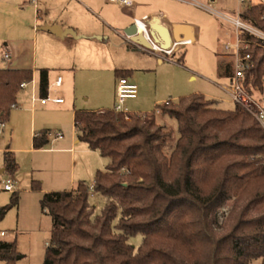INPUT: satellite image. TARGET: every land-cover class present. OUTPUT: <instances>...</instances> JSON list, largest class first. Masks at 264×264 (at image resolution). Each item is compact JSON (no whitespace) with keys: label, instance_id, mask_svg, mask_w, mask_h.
I'll list each match as a JSON object with an SVG mask.
<instances>
[{"label":"trees","instance_id":"1","mask_svg":"<svg viewBox=\"0 0 264 264\" xmlns=\"http://www.w3.org/2000/svg\"><path fill=\"white\" fill-rule=\"evenodd\" d=\"M246 8L243 20L264 32V3ZM244 38L257 42L248 51L253 67L244 86L251 96L258 90L264 105V40ZM32 81L31 70H0V123L9 121L21 85ZM48 88L49 71L41 70V97ZM157 110L177 121L173 147V132L157 123L156 112L147 124L138 114L128 113V122V114L114 110L75 112L79 141L109 161L94 181L95 195L107 202L95 216L83 182L72 191L45 193L40 205L53 227L44 264H264V129L244 107L224 110L202 94ZM5 171H18L10 153ZM32 189L42 190L37 182ZM233 198L248 203L221 236L218 213ZM18 204L14 193L0 221ZM137 235L143 239L135 249L129 239ZM18 257L16 242L0 241V261L16 264Z\"/></svg>","mask_w":264,"mask_h":264},{"label":"crops","instance_id":"2","mask_svg":"<svg viewBox=\"0 0 264 264\" xmlns=\"http://www.w3.org/2000/svg\"><path fill=\"white\" fill-rule=\"evenodd\" d=\"M170 1L188 4L178 0ZM196 1L205 4L200 0ZM132 2L133 5L126 8L109 0H0V70H31L35 84L34 88L29 85L18 93L16 108L12 109L9 121L5 123L0 133V152H4L2 160L0 159V167L3 166L0 174H7L5 153L12 154L18 164V171L13 175L9 174L15 189L17 183H25L26 188L27 183L32 187L33 183L37 182L42 190L33 191L32 189V191L37 193L36 198L41 201L45 193L72 191L81 182L92 187L96 173L103 164L109 163L108 159L103 158L99 152L90 150L87 144L79 141L75 130V112H101L109 108L114 109L117 78L128 76L133 83L140 82L141 76L138 73L144 70H115V73L121 72L122 75L115 74V83L111 88L107 86L105 88L104 84L99 86L96 107L88 106L79 99L76 76L71 79V82L66 81L63 71H73L76 66L75 53L81 43V39L76 40L72 37L76 34L72 29H89L90 20H97L90 6L102 10L110 22H102L103 28L107 31L106 34L121 36L120 34H124L135 20L142 22L148 20V27H160L166 29L169 34L178 33V40L173 41L188 39L193 45L199 41L201 27L198 24L181 21L172 12H167L164 5L162 9L157 0H132ZM117 7L121 9V12ZM62 10L68 13L66 16L69 21L68 27L63 24L61 18L58 19L57 13ZM187 46L180 45L175 48L173 54L167 56L168 61L160 56L162 53L140 49L143 53L151 55L141 54V57L152 59L158 66L163 67L166 62H170L171 56L181 53ZM5 53L10 55L8 60L3 59ZM223 56H225L224 53ZM226 58L228 57L225 56ZM177 64L182 65L181 62ZM41 70L49 71L47 96L54 99L62 98L63 103L47 102L43 105L40 102H32L34 94L36 97L37 94L40 95ZM226 70L227 66L219 71L218 77L230 85L232 73L228 75ZM53 71H57V75L51 76ZM59 77L62 78L60 87L56 86ZM138 88V98L129 99L139 100L133 107L135 114L138 115H147L145 112L153 109L152 112L159 113L158 106L165 105L168 101L178 100V97L167 93L160 95L146 89L141 91L139 86ZM202 93L209 95L206 92ZM129 100L124 105L128 113ZM108 105L111 107H106ZM160 117L165 118L158 114V118ZM43 132H46L44 137ZM56 133H61L62 138H56ZM4 135L8 136L7 142L4 140ZM35 138L41 139L44 146L39 149L35 147ZM2 142L7 143L4 150L1 147ZM22 258L23 256H20L18 261ZM0 262L5 264L3 261Z\"/></svg>","mask_w":264,"mask_h":264},{"label":"rangeland","instance_id":"3","mask_svg":"<svg viewBox=\"0 0 264 264\" xmlns=\"http://www.w3.org/2000/svg\"><path fill=\"white\" fill-rule=\"evenodd\" d=\"M157 1L161 4L162 9L164 7L167 12H172L181 21L198 24L201 27L199 41L194 45H188L181 53L171 56L170 62H166L163 67H160L154 60L141 57V54L151 55L143 53L140 49L130 45L126 41L125 34H120L121 36L106 34L107 31L102 25L103 21L110 23L106 15L102 10L90 6L98 21L96 19L90 20V28L86 30L82 28L77 30L73 27L72 31L74 30L76 34H73L72 37L76 40L81 39V43L75 53L76 66H74L73 71H63L66 81L71 82V79L76 76L79 99L88 106L96 107L99 86L103 84L105 88L106 86L107 88L114 86L115 70L143 69L144 71L138 73L141 76L140 82H134L141 88V91L146 89L160 95H162L161 93H167L178 97V100L193 94H202L208 99L218 101L221 109L233 110L236 104L231 101L230 96L224 89L229 84L227 81L219 79L218 73L226 66L229 69L228 75L234 71V60L230 57L225 59V56H223L225 45L235 43L236 31L234 27L202 8L170 0ZM200 1L231 16H236L238 9H240L237 0H217L214 3L209 0ZM261 3H264V0H248V4L252 5ZM117 9L121 12L119 7ZM246 10V6L242 7L241 14L243 15ZM67 15L68 13L65 10L57 13L58 19L61 18L66 27L69 26ZM256 43V41L251 40L250 48ZM160 56L168 61L163 54ZM181 58L183 59L181 61L182 65L177 64ZM55 74L57 75V71H53L51 76H55ZM202 92L212 94V96H207ZM252 97L255 100H260L261 94L258 90H253ZM37 98H41L39 94H37ZM86 99L88 100L86 101ZM138 102L139 100L128 101L129 113L135 114L133 107ZM106 107H111V105ZM152 111L154 109L145 112L147 115H138L142 123L147 124L149 122ZM158 114L165 118H158ZM155 115L158 118L157 123L159 125L163 126L166 131L173 132V137L168 140L170 147H173L179 137L177 121L164 116L161 111L155 113ZM125 119L131 122L129 114L125 116ZM4 140L7 142V135H4ZM6 142H2L1 147L3 150L7 146ZM3 153V151L0 152L1 160ZM107 166L108 164H103L99 171H105ZM2 169L3 166L0 167V171ZM9 177L11 176L8 173L0 174V209L11 205L14 193L19 196V204L12 207L4 219L0 221V233L4 232L6 235L1 237L0 234V241L16 242L19 257L23 256L16 264H44L47 245L51 241L52 220L42 212L40 200L36 198L37 193L32 191V187L28 186V183L26 188L25 183H17L14 193L4 191V183ZM90 202L95 208L94 215L96 216L101 213L107 200L100 195H93ZM247 203L246 200L240 201L233 198L219 211L217 219L218 224L222 227L219 232L221 236L228 234L236 226ZM142 239L141 235H137L130 238L129 243L135 249H138L142 244ZM0 264L3 263L0 262ZM252 264H261V260Z\"/></svg>","mask_w":264,"mask_h":264},{"label":"built area","instance_id":"4","mask_svg":"<svg viewBox=\"0 0 264 264\" xmlns=\"http://www.w3.org/2000/svg\"><path fill=\"white\" fill-rule=\"evenodd\" d=\"M109 1L112 3L120 4L126 8H130L133 5L132 0H109ZM178 1L191 4L198 8H202L234 27L236 31L235 43L232 45L230 44L225 45L223 50L224 55L232 58L235 62L231 83L228 87L226 88L224 87V89L230 96L231 101L235 104L244 107L264 129V105L261 102V100H255L251 95H249L244 86V80L246 74L253 67L252 57L248 52L250 48V41L244 38V35L248 34L264 40V33L259 31L249 23H246L241 16L242 15L241 9L242 7L248 5V0H237L238 4L240 5V9H238V13L236 16H231L227 13L220 12L216 9H213L209 5L202 4L196 0H178ZM216 1L217 0H210L211 3H214ZM147 21L148 20H145L144 22L135 20V23L138 26H141L144 23H147ZM126 41L130 45L139 48L143 51L162 53L166 58L167 56L172 55L174 49L177 48L178 46L189 45L192 43V41L188 39L173 41L172 47L168 50H162L159 46L153 44V49L149 50L143 46H139L135 44L134 42H132L131 38L129 37H126ZM9 58L10 55L8 53H5L4 59L8 60ZM29 85H32L33 88L35 86L34 82L32 81L31 83L22 84L21 88H26ZM61 85H62V78L59 77L56 81V86L60 87ZM138 95H139L138 86L135 83H133V81L128 76L119 77L117 79V84H116V103L113 110L116 113L128 114V112L124 108L126 101L129 99H136L138 98ZM32 102L33 103L40 102L41 104L44 105L47 102H53L59 104V103H63L64 100L62 98H55V99L50 98L49 96L39 99L34 94L32 97ZM14 108H16V106H14L13 109ZM4 127H5V123L4 122L0 123V133L2 132ZM55 136L56 138H62L61 133H56ZM90 189H91V196H93L95 194L94 186L90 187ZM4 191L9 193L15 192V185L11 177H9L4 183ZM4 235L5 233L2 232L1 236Z\"/></svg>","mask_w":264,"mask_h":264},{"label":"water","instance_id":"5","mask_svg":"<svg viewBox=\"0 0 264 264\" xmlns=\"http://www.w3.org/2000/svg\"><path fill=\"white\" fill-rule=\"evenodd\" d=\"M124 34L126 37L131 38L135 44L149 50L153 49V44L159 46L162 50H168L172 47V41L179 38L178 33L169 34L166 29L148 27L147 23L138 26L135 22L124 31ZM162 43L165 44L162 45Z\"/></svg>","mask_w":264,"mask_h":264}]
</instances>
